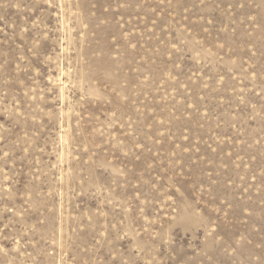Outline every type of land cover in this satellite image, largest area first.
I'll use <instances>...</instances> for the list:
<instances>
[{
    "label": "rangeland",
    "instance_id": "obj_1",
    "mask_svg": "<svg viewBox=\"0 0 264 264\" xmlns=\"http://www.w3.org/2000/svg\"><path fill=\"white\" fill-rule=\"evenodd\" d=\"M0 264H264V0H0Z\"/></svg>",
    "mask_w": 264,
    "mask_h": 264
}]
</instances>
